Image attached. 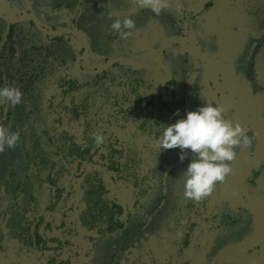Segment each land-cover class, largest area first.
<instances>
[{"label":"rangeland","instance_id":"obj_1","mask_svg":"<svg viewBox=\"0 0 264 264\" xmlns=\"http://www.w3.org/2000/svg\"><path fill=\"white\" fill-rule=\"evenodd\" d=\"M167 2L168 7L156 16L150 9L138 7L134 0H0V13L3 16H10V11L16 9L22 11L28 19L34 17L43 30H73L93 39V45H90L86 55L77 60L76 56L83 49V43L79 40L51 42L28 22L18 20L10 22L16 26L11 39L15 42L11 43L5 38L8 25L1 26L0 23V79L4 80L8 75L14 74L15 70L22 77L28 67L35 68L36 72L43 75L39 81L30 83L27 92L22 91L21 84L17 85L23 94L22 103L28 96L30 109L37 111L39 120L38 109L48 104L46 101L52 95V89L57 86L52 81L62 76L68 80L77 78V84L74 85L77 90L67 94L73 96L74 101L58 107L71 120V127L62 132L68 136L76 132L81 139L86 135L84 126L88 123L95 133L103 136L107 134L106 139H110L108 142L113 149L123 151L122 161L128 156L133 157L134 165L125 171L127 177L134 172L156 176L157 185L152 187L149 195L142 201L145 207L135 209L139 219L156 212L155 221L136 244L125 252L119 264L127 263L133 253L143 247L149 248L143 252L153 255L156 264L167 261L166 256L161 254L164 250L172 252L167 257L169 256V260L173 259L183 233L188 231L191 209L200 212H197L199 218L196 219L198 243L213 225L218 226L220 231L217 235H211L217 252L221 250L220 252L228 254L231 247L244 245L255 235L260 241L257 244L259 252L262 239L254 230V215L257 211L256 203L263 206L264 212V168L245 164L248 165L246 176L239 185L236 165L242 155H254L257 158L264 156V130L247 132L249 136L256 134L251 147L235 149L236 158L231 162L233 172L225 180L232 178L235 190L226 186L222 189L229 201L241 206L240 214H233L232 219H226V216L235 212L220 198V186L223 183H218L214 191L199 203L185 198L182 173L186 170L188 159L181 163L178 158L179 149L162 150L158 143V137L163 131L162 124H172L176 119L182 118L186 110H195L209 103L208 88L217 89L221 74L218 79L213 73L214 69L204 66L198 53L178 44L167 46L161 67L157 69V74L163 72L170 80L165 89L152 84V77L148 78L139 69H134L135 73L131 74L124 67L111 69L102 83L92 78L76 77L74 74L77 61L80 70L92 72L101 69L109 59L128 55L137 61L155 65L158 62L155 51L165 37H175L196 46L207 59H219L227 67L226 92L221 93L225 101L228 100L227 93L234 94L239 100V107L234 112L230 105L214 104L224 109L225 119L227 112H230L233 124L238 123L243 128L249 126V121L257 118L264 121V0ZM109 13L112 14L111 19L108 18ZM125 17L135 22V28L131 30L130 36L121 39L110 28V24L117 18L122 20ZM109 34L114 38L113 43L117 44L113 51L107 46ZM40 63L43 70L37 69L36 65ZM135 79H139L138 82H134ZM137 97L141 99L140 102ZM177 110L179 117L174 115ZM47 120L54 119L48 116ZM169 169L173 173L168 175L164 184L167 200L155 211L160 203L159 196L163 193L162 181ZM114 190L119 192V188L115 186ZM80 201V197H77L76 202L83 205ZM212 201L216 204L213 217L209 213ZM1 213L0 210V230L7 233V218ZM211 217L219 219L208 221ZM261 223L264 225L263 220ZM166 226L171 228L170 231H175L171 238L174 239L173 246L166 243ZM66 235L76 250L79 246L76 237L69 231H66ZM8 247L14 250L9 257L18 261L15 257L19 248L18 241L11 239ZM84 250L83 246L82 251ZM181 258H185V254ZM1 262L5 264V261ZM140 264H153V260H145Z\"/></svg>","mask_w":264,"mask_h":264},{"label":"trees","instance_id":"obj_2","mask_svg":"<svg viewBox=\"0 0 264 264\" xmlns=\"http://www.w3.org/2000/svg\"><path fill=\"white\" fill-rule=\"evenodd\" d=\"M10 14L11 19L0 13V23L1 26L8 25L5 38L11 43L15 42L11 39L16 26L10 22L23 20L51 42L71 39L82 42L83 49L76 56L77 60L83 58L90 45H93V39L80 38L74 31L61 33L62 30L52 28L50 31L46 30L50 33H45L38 28L33 19L24 17L23 12L17 13L16 9H12ZM113 41L114 38L111 35L108 44L105 41L110 51L116 49L117 44ZM158 51L160 52L161 49L155 51L159 59ZM118 58L129 59L108 66L111 60ZM118 58L106 59L108 61L103 65L106 69L95 75L84 74L76 69L78 61L73 71L76 77L92 78L101 83L107 78L111 69L119 67H124L129 74L135 73L134 69H139L148 78L157 75L156 70H152L153 65L149 63H138L129 55ZM200 58L203 59V57ZM213 61L215 62V60H208L206 64ZM41 65V63L36 65L38 70L44 69ZM208 69L212 70L210 67ZM220 69L222 73L225 70L221 67ZM1 71L0 63V73ZM17 71L15 70L14 74L8 75L4 80L0 79V85L21 84L22 91L27 92L30 89V83L39 81L43 76L36 72L35 68L28 67L22 77ZM213 73L219 79L220 73L215 69ZM138 80L135 79L134 82ZM168 81L166 77L157 76L155 82L159 86H167L170 84ZM53 82L57 86L52 89V95L46 101L48 104L38 109L39 120H37V111L30 109L28 96L22 104L15 107L0 104V124L11 131L20 133L14 148H5L3 152H0V210L1 214L7 218L8 229L7 233L0 230V264H2L1 261H5V264H119L125 252L136 244L135 242L141 238L144 231L155 221L156 212L139 219L135 209L143 208L142 201L149 195L152 187L157 185L156 176L134 172L127 177L126 169L131 168L135 163L133 157L128 156L125 161H122L123 151L111 147L108 142L110 139H106L107 134L103 136L102 145L95 144L93 139L95 132L88 123L84 126L86 135L81 139L76 132L72 133V136L64 134L62 131L71 127V120L63 111L58 110V107L74 101L73 96H67V94L77 90L74 87L77 84V78L68 80L62 76ZM152 83L154 84V80ZM65 86L68 88H64ZM214 94V89H209L207 101L224 106V103L220 101L221 97ZM137 101L140 102L141 99L137 97ZM229 102L232 103L231 110H234L237 107L235 99L229 96ZM227 115L230 117L231 114L227 112ZM48 116H52L54 120H47ZM252 125L256 127L254 129H259L258 127L264 126V122L256 124L253 122ZM99 128L102 129L100 126ZM251 159L245 158L241 167L238 160L236 168L242 172L240 179L244 176L245 164L264 163V160ZM169 170L166 171L162 181L163 193L159 196L160 203L155 211L167 200L164 184L168 180V175L173 173ZM230 182L233 184L232 181ZM120 183L128 184L135 192V198L126 204V207L120 204L118 192L114 190V186L119 188ZM77 197H80L83 205L76 202ZM224 204L228 205L225 202ZM211 206L213 207V201ZM59 214L62 216H58ZM166 230L168 239L166 243L173 246L174 239L171 238L175 231H170L171 228L168 226ZM66 231L76 237L79 243L76 250ZM189 238L190 234L185 231L181 242L183 247L178 248L179 255L184 253L183 248L187 246ZM11 239H16L19 243L18 251L15 253L18 261H13L9 257V254L14 251L8 247ZM83 246L84 251H82ZM145 250L149 248L138 249L127 263L122 264H140L145 260H153V264H156V258L144 253ZM168 253L164 250L161 254L169 260L167 255L171 256L172 252Z\"/></svg>","mask_w":264,"mask_h":264},{"label":"clouds","instance_id":"obj_3","mask_svg":"<svg viewBox=\"0 0 264 264\" xmlns=\"http://www.w3.org/2000/svg\"><path fill=\"white\" fill-rule=\"evenodd\" d=\"M140 8L150 9L159 16L168 7L167 0H134ZM112 18V14H108ZM121 39L131 35L135 22L130 18H117L110 24ZM23 94L18 86L0 85V104L15 107L22 103ZM224 109L213 103H205L195 110L185 111L182 118L174 123L163 125L158 137L162 150L179 149L178 158L181 163L188 159L184 179V196L197 203L208 197L218 183H223L231 174V162L236 158V148L251 147L256 134L247 135L240 124L224 118ZM179 117V110L174 113ZM20 138L19 132L9 130L0 124V152L5 148L12 149ZM94 143L102 145L104 137L100 133L93 134ZM190 157V158H189Z\"/></svg>","mask_w":264,"mask_h":264},{"label":"flooded vegetation","instance_id":"obj_4","mask_svg":"<svg viewBox=\"0 0 264 264\" xmlns=\"http://www.w3.org/2000/svg\"><path fill=\"white\" fill-rule=\"evenodd\" d=\"M20 12L22 13V11H18L17 13H20ZM68 31H71V30H68ZM74 32L77 34V31H74ZM77 36H79L80 38L85 39V36H83V35L80 36V35L77 34ZM171 44L182 45L185 48L189 47L191 51L198 53L199 57H203V59H201V58L200 59L203 60V63L205 65H207L206 67H210L212 69H215L217 72L219 71L220 74H223V77L219 81L220 83H218V85H217L218 89H214V91H215L214 95L215 96L219 95L221 97L220 101L223 102L225 105H230V106H231L232 103L229 102V96H231V98L235 99V101H236L235 105L237 107L234 109V112H236V110L239 107L238 98H236V96L234 94L227 93L228 100L225 101L224 100L225 97H223V95L221 93V92H226L225 81L227 80V77H228L227 67L223 63H221L219 61V59L218 60H216V59H207L206 56L204 57V55H203L204 53L201 52L196 46H192L191 44H188L183 39H177L175 37H165V39L163 40L161 46L158 49V50L161 49L160 52L158 51V53H159L158 54L159 55L158 62L155 65H153L154 68L152 70H156V72H157L158 71L157 69H159L161 67L162 61L164 60V57H165V54H166V50H167L166 48H167L168 45H171ZM118 59L124 60V59H129V58H118ZM131 60H133V59H131ZM208 60H211V61L215 60V62L213 61L210 64H208V63L206 64V62ZM134 61H136L138 63L141 62V61H137L135 59H134ZM216 62H218V63H216ZM141 63H143V62H141ZM220 67L225 69V70H223V73H222ZM76 69L80 70L78 67H76ZM105 69H106L105 67L104 68L102 67L101 69H98V71H92V72H88V71L86 72L85 71L86 73H84V74L95 75L96 73L101 72V71H103ZM81 71H84V70H81ZM157 76H159L161 78L162 77H166V76H164L163 72L158 73L156 76H154L152 78V81L154 80V85H157V82H155L157 80ZM166 78H168V77H166ZM168 82H170V80ZM157 86H159V85H157ZM159 87H161V89H165V88L168 87V85L167 86L166 85L165 86H159ZM209 89H213V88L209 87L208 91H209ZM256 96H258V95H256ZM228 113H230V112H228ZM226 119L232 121V119H233L232 114L230 115V117H228V115H227ZM253 122H254V124H256L258 122H264V121L259 119V118L249 121L250 124H249V126H247L248 128H246V129L244 128L246 133L247 132L250 133V132L253 131V129L255 127L253 125L251 126V123L253 124ZM258 128L264 130V126H260ZM254 130H257V129H254ZM253 156L252 155L241 156L240 159H239L240 167L242 166V161L245 158H247V157H249V159L252 158L251 160L256 159L255 161L264 160V156L263 157H259V158L253 157ZM257 165H258V167L262 166L264 168L263 164H252V165H250V167H255ZM244 167L247 170L248 165H244ZM246 170L244 172V176H243L242 179H240L242 172H241V170H239V181H238L239 185L244 182V178L246 176ZM261 170H262V168H261ZM235 171L236 170L234 169V172ZM227 180L228 181H224L223 184H221V186H220V189H221L220 198H221V200L223 199L222 201L227 203L228 204L227 206L230 207V209H233L232 211L235 212V213L230 212L229 215L226 216V219H232L233 218V214H240L241 206H237V205L233 204L231 201H229L225 197V195H223L222 189L225 186L228 187L229 189L235 190V184H234L235 182L233 181V179L230 178V179H227ZM230 181H232L233 184H231ZM229 184H231V185H229ZM125 186L131 187V186H128V185H125ZM132 190L134 192L133 188H132ZM134 197H135V192H134ZM215 206H216V204L213 203V207H212L211 203H210L209 213H211L212 217L214 216L212 214V212H213V209L215 208ZM256 208H257V211H256V213L254 215V222H255L254 230H256L258 232L257 236L262 239V241H261L262 245L260 247L261 250L259 252L257 251V244H260V241H258L256 235H255V237H252L249 240V242L244 244V245H236L235 247H231V252L228 253V254H224L223 252H220L221 250L217 252L216 248L213 245V241L211 239V235H217L220 231H218V228H219L218 226H213V225L211 227L212 229L210 231H208V233L205 234V236L203 234L204 238L201 239L199 241V243H198L196 241V234L198 233V231H197L198 223H197L196 219L199 218V216L197 214V212H199V211H197L196 209H191V211H190L191 213L189 212L190 213V222L188 221V225L189 226L187 225L188 226V233L190 234V238H189V242H188L187 246L185 248H183L184 253L182 255H179L180 254L179 253V249L183 247V245H181V242H182V240H181L180 245L178 247L179 249L178 248L176 249V252H175V254L173 256V259L167 260V262L165 264H264V258L262 257L264 255V225H262V223H261L262 220L264 222V212H263V206L260 205L259 203H256ZM212 217L210 219H208V221L214 222L217 219H219V218H212ZM186 221H187V218H186ZM189 228H190V230H189ZM227 232H229V231H227ZM182 239H183V236H182ZM232 240H235V239H232ZM232 240H231V242H234ZM133 254H135V253H133ZM184 254H185V258H181V257H183ZM197 255L199 256V258H195V256H197Z\"/></svg>","mask_w":264,"mask_h":264},{"label":"water","instance_id":"obj_5","mask_svg":"<svg viewBox=\"0 0 264 264\" xmlns=\"http://www.w3.org/2000/svg\"><path fill=\"white\" fill-rule=\"evenodd\" d=\"M16 12H18V11H16ZM10 17H11V16H8V18H10ZM30 19H33V20L35 21V23L37 24L38 28H39V29H42V28L39 26L38 22L34 19V17H31ZM42 31L45 32V33H50V32H48V31H46V30H43V29H42ZM62 32H69V31L62 30L61 33H62ZM53 34H58V33H53ZM77 34L80 35V36H82V35L79 34L78 32H77ZM120 61H123V60H121V59H118V60H117V59H113V60L110 61V64H109L108 66H111V65H113L115 62H120ZM77 67H78V66H77ZM82 72H83V73H86L85 71H82ZM133 198H134V192H133L132 188H131V187H127V186H125L124 184L120 183V186H119V192H118V199H119L120 204H121L123 207H126V204H128L129 202H131V201L133 200Z\"/></svg>","mask_w":264,"mask_h":264}]
</instances>
